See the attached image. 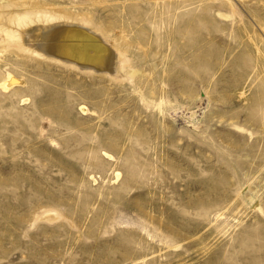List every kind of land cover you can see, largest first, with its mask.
<instances>
[{
  "label": "rangeland",
  "instance_id": "obj_1",
  "mask_svg": "<svg viewBox=\"0 0 264 264\" xmlns=\"http://www.w3.org/2000/svg\"><path fill=\"white\" fill-rule=\"evenodd\" d=\"M6 72L0 264H264V0H0Z\"/></svg>",
  "mask_w": 264,
  "mask_h": 264
},
{
  "label": "bare ground",
  "instance_id": "obj_2",
  "mask_svg": "<svg viewBox=\"0 0 264 264\" xmlns=\"http://www.w3.org/2000/svg\"><path fill=\"white\" fill-rule=\"evenodd\" d=\"M28 15V14H27ZM27 15H25V16H27ZM24 16V17H25ZM59 17L60 16H56V15H53V14H50L49 16H47V20H55L56 21V19H59ZM30 19V18H29ZM26 21V20H25ZM30 21H32V20H30ZM54 21V22H55ZM60 21V20H59ZM63 21V20H62ZM51 22V21H50ZM61 22V21H60ZM66 22V21H65ZM70 22V21H69ZM71 23H73V22H71ZM53 24V23H52ZM64 24V23H63ZM44 25V24H43ZM76 25V24H75ZM78 25V24H77ZM83 26V25H82ZM57 27V26H56ZM79 27V26H78ZM58 28V27H57ZM42 29H43V26H42V28L40 29V33H39V36H37V37H35V42L37 43V45L40 47V46H42L43 47V50L44 51H46L49 55L50 54H57V53H59V51H62V47L61 46H59V45H55V44H50V42L49 41H47V36H48V30L47 29H44L43 31H42ZM66 29V28H65ZM82 30V29H81ZM91 30V29H90ZM87 31H88V29H87ZM92 31H93V29H92ZM29 33V32H28ZM27 33V34H28ZM51 33V35H52V37H55V38H58L59 37V39H60V35H62V33H64L63 31H61V30H59V29H56L55 31H52V32H50ZM100 35V34H99ZM63 37H65V36H63ZM102 37V36H101ZM33 39V38H32ZM67 39V38H66ZM74 39V38H73ZM100 39V38H99ZM103 39V38H102ZM26 40V39H25ZM31 40V39H30ZM82 40V39H81ZM96 40V39H95ZM76 41V40H75ZM92 41H93V39H92ZM66 42V41H65ZM57 43V42H56ZM67 43V42H66ZM71 43H73V41L71 42ZM83 43H84V41H83ZM102 43V42H101ZM86 46H87V44L86 43H84ZM93 44V43H92ZM80 46V45H79ZM84 46V45H83ZM88 46H90V45H88ZM87 46V47H88ZM38 47V48H39ZM42 47H41V49H42ZM63 47H64V45H63ZM76 45H75V47L74 46H69V47H65L64 48V52L66 53V54H71V53H73V55H74V53H75V51H76ZM80 48V47H79ZM82 48V47H81ZM84 48V50H87V49H89V48H86L85 49V47H83ZM99 48V47H98ZM114 48V47H113ZM23 49V48H22ZM40 49V48H39ZM90 49H92V48H90ZM89 49V50H90ZM35 50V49H34ZM80 50V49H79ZM110 50H112V49H110ZM78 51V50H77ZM92 51H93V49H92ZM39 52V51H38ZM80 52V51H79ZM91 52V51H90ZM94 52V51H93ZM106 52V51H105ZM108 52V51H107ZM116 52H117V50H116ZM80 53H82V52H80ZM79 53V54H80ZM111 53L112 52H110V55H111ZM118 53V52H117ZM78 54V53H77ZM35 56H38V57H42V55L41 54H38V53H36V54H34ZM47 55V54H46ZM58 55V54H57ZM64 55V54H63ZM109 55V56H110ZM48 56V55H47ZM51 56V55H50ZM68 55H66L65 57H67ZM79 56H81V55H79ZM83 56H86V55H83ZM91 56V55H90ZM61 57V56H60ZM73 57V56H72ZM77 57V56H76ZM82 57V56H81ZM111 57V56H110ZM113 57V56H112ZM122 57V56H121ZM50 59V60H54V61H58V59H57V57L55 56V58L54 57H47V59ZM71 58V57H70ZM80 58V57H79ZM63 59V58H62ZM65 59V58H64ZM72 59V58H71ZM77 59V58H76ZM101 59V58H100ZM99 59V60H100ZM69 60V59H68ZM66 61V62H69V61ZM83 60V59H82ZM81 60V61H82ZM88 60V59H87ZM98 60V61H99ZM103 60V59H102ZM115 60V59H114ZM60 61V60H59ZM63 61H65V60H63ZM79 61V60H78ZM101 61V60H100ZM107 61H109V60H107ZM113 61V60H112ZM120 61H122V59L120 60ZM73 62V61H72ZM115 62V61H114ZM88 63V62H87ZM66 64V63H65ZM75 64H77V63H75ZM104 64V63H103ZM66 65H69V64H66ZM79 65V64H78ZM92 65V64H91ZM74 66V65H73ZM77 66V65H76ZM83 66H85V63H84V65ZM104 65H102V67H103ZM108 66V65H107ZM86 67V66H85ZM90 67V66H89ZM109 67V66H108ZM107 67V69H109ZM111 67V66H110ZM83 68V67H82ZM79 69V68H78ZM83 69H85V68H83ZM90 69H92L91 67H90ZM89 69V71L90 72H92L91 70ZM111 69V68H110ZM114 69V68H113ZM86 71H87V69H85ZM106 70V69H105ZM102 71V70H101ZM89 72V73H90ZM103 72V71H102ZM107 72V71H106ZM116 72V71H115ZM117 73V72H116ZM112 74V73H111ZM109 75V74H108ZM116 75V74H115ZM109 76H111V75H109ZM22 84H24V81L22 80V79H17V78H15L10 72H6L5 74H4V76L2 77V79H0V90L1 91H3V92H6V91H8L9 89H11L12 87H14V86H20V85H22ZM27 99H22L21 101H26ZM82 107V108H81ZM80 108H81V110L82 111H86L87 109H85L83 106H81ZM105 155L106 156H108V154L107 153H105ZM119 176V173H116V177H118Z\"/></svg>",
  "mask_w": 264,
  "mask_h": 264
}]
</instances>
